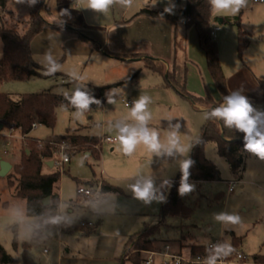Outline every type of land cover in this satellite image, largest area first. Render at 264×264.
<instances>
[{
	"label": "rangeland",
	"instance_id": "rangeland-1",
	"mask_svg": "<svg viewBox=\"0 0 264 264\" xmlns=\"http://www.w3.org/2000/svg\"><path fill=\"white\" fill-rule=\"evenodd\" d=\"M182 1L185 0L180 2L155 0V3L154 0H133L130 7L117 2L107 12L102 13L88 9L84 0H52L55 8L57 7L60 12V18L62 15L65 20H71L78 26L85 25V13L91 20L107 24L121 20L124 15L125 18L130 19L137 14L143 2L150 3L152 7L161 6L178 11ZM20 3L23 5L14 4L20 9L15 12L10 9L3 10L0 7V26L8 25L13 21L22 33L26 30L32 10L30 6L33 3L30 0H22ZM28 3L30 6H27ZM64 10L67 11L64 12ZM44 12L50 21L51 12ZM224 14L228 13L219 15ZM216 25H220L216 35L217 40L224 31L225 36L228 37V39L221 37V41L218 40L224 62L231 67L237 61L248 62L262 79L260 72H264V1L247 0L240 26L238 24L222 25L218 21L214 23V26ZM104 26L90 24L97 34L105 30ZM240 28L246 30L251 38L243 58L239 54ZM64 29H66L65 33H68L69 29ZM75 34L80 37L77 31ZM233 41L235 44L232 47ZM86 44L90 48L94 47L92 42H86ZM65 46L66 44L62 47L61 54L55 55L56 57L52 60L54 62L61 60L58 68L65 76L61 73L56 76H59V79L64 78L69 83H63L60 80L57 82L55 80L57 77L40 76L26 80L3 81L0 89L10 92L14 98L25 92L42 91L48 88L60 93H71L77 90V81L80 80V87L89 93H95L101 85H109V96L118 99L126 98L135 101L141 95L149 96L151 103L147 110L151 113V119L147 122V127L158 132V139L163 147L159 153H155L141 143L130 154H125L117 138L114 143L103 140L98 153L87 154L86 151H80L71 157L70 162L61 166H57L56 163L50 166L46 163L45 172L51 173L58 170L62 172L59 182L60 227L47 228L37 239L34 238V230L41 216L28 212L26 199L15 195L8 176L0 174V242L12 255V261L2 264H79L75 254L80 256L115 254L114 256L121 258L127 237L142 229L147 222L151 223L153 218H158V212L161 209L160 193L164 191L168 180L173 181L178 177L181 162L190 159L193 142L203 133L206 112L199 107V103L195 104L174 86L167 85L163 75L145 65V59L141 57L125 59L124 56L118 55L120 52H116V55L110 53L111 55L108 54V56L74 54L70 51L71 47L68 49ZM44 64L51 63L47 61ZM131 107L117 101L108 103L105 109L81 110L83 114L77 117L74 115L77 109L61 105L58 107L56 126L50 128L39 125L34 129L33 134L45 138L52 133L65 134L69 129H74L118 137L120 127L135 123L129 115ZM91 115L93 117H90ZM177 123L181 125L178 129L175 127ZM171 132L177 133L182 151L172 149L169 154L167 149ZM6 138L3 134L1 135L0 155L7 154L6 148H9V153L11 151L12 146L5 145ZM11 141L13 148L16 147L18 150L22 144L20 141L29 143L28 138L23 139L18 135L11 137ZM205 151L206 155L221 169L223 180L206 181L201 185L197 181L188 180V183L193 185L192 190L188 192V201L195 206L196 223L191 224L189 218L185 219L184 230L180 231L186 232L189 236L197 234L196 241L209 243L217 238L222 239V231L234 230L242 237V241L238 246H233L231 234L227 233L225 238L228 245L235 250L234 252L241 250L250 258L259 261V257L261 259L264 257V158L253 153L249 154V151L243 149V153L248 154L246 168L244 177L237 179L231 171L229 161L218 153L214 142H209ZM9 157L13 158L11 155ZM13 160L16 159L13 158ZM104 179L120 188L124 192L121 194L123 198L118 196V192L112 191L100 194L97 200H87L79 193V185ZM148 179L151 180L154 191L153 198L145 203L134 196L132 186L137 183L143 184ZM229 180L234 181L232 191L229 190ZM6 201L9 204H5ZM147 208L153 212L159 210L155 213H146L143 209ZM220 214L238 215L240 222L230 224L218 221L215 217ZM100 218L101 223L95 231L77 226L81 219L93 221L97 225ZM183 218L170 216L169 220L176 223ZM64 225H75L77 228L73 232L66 230L63 233ZM70 236L75 246L73 251L67 252ZM172 244L177 249L184 247H181L180 241L172 242ZM60 250H62L61 253ZM134 251L132 250V253ZM144 253L148 255L147 252L144 251ZM257 254L260 256H256ZM224 260H230V258ZM126 263L133 264L130 260ZM217 264L220 263L217 262Z\"/></svg>",
	"mask_w": 264,
	"mask_h": 264
},
{
	"label": "trees",
	"instance_id": "trees-1",
	"mask_svg": "<svg viewBox=\"0 0 264 264\" xmlns=\"http://www.w3.org/2000/svg\"><path fill=\"white\" fill-rule=\"evenodd\" d=\"M11 0H0V7L5 10ZM16 1V0H12ZM180 2V0H177ZM166 8L150 9L144 8L142 13H147L156 17H164L172 20L176 26L175 31V56L172 67L167 68L166 64L156 56L149 53H118L128 59L143 57L145 65L166 79L169 86H174L181 94L191 98L196 103H206L212 105V109L219 107L220 104L213 98L212 94L197 95L191 92L187 86L188 79V52H187V32L192 26H197L200 33V40L206 49L208 62L218 86L222 90L224 97L231 93L227 84L217 39L212 35V20L215 18L220 24H238L241 25L244 7L235 15L214 16L211 12V5L208 0H185L179 11H165ZM44 11L51 12L49 0H36L31 10L28 20V27L22 33L15 25L0 26V46L2 52L0 55V84L8 80H26L34 77H52L59 73L61 60L55 61L58 66L57 71L49 73L52 64L45 65L39 62L32 49L33 38L42 31V29L52 24ZM221 19L222 21H219ZM60 24H53L56 27H66L69 30L77 31L82 40L92 42L96 49L107 53H114L104 45L94 29L85 21L84 26H78L71 20H65L62 15ZM76 24V25H75ZM251 38L246 30H239V54L243 58L244 51L249 46ZM65 75V74H64ZM264 86V79L261 80ZM109 85H101L94 93L95 96L103 101L109 98ZM71 93H60L51 88L36 91L25 92L14 98L11 93L0 89V138L4 129L15 125L20 132L24 133L29 139V143L22 144L18 150L15 147L14 152H18L17 160L14 161L13 169L8 173L10 186L14 194L25 198L27 208L30 214H38L41 220L34 230V238L44 234L49 227H60V178L61 170L47 173L44 171V165L52 160L59 151L63 142L73 146L67 150L72 157L80 151L90 150L92 153H98L103 136L92 133H82L78 130L69 129L65 134L52 133L48 137L40 138L32 134L33 124L46 125L54 128L57 124L58 107L61 105L77 109L71 104ZM89 97V96H88ZM90 98V97H89ZM264 101V93L260 96ZM212 109L207 110V113ZM3 128L1 129V124ZM209 142H214L220 155L227 158L230 163L231 171L235 177L242 178L246 167V154L244 149V133L233 128L223 126L222 120L208 119L204 126L202 136L193 142L191 160L193 164L189 168L188 180H195L201 185L206 181L223 180L219 166L210 159L205 152V147ZM100 144L99 147L96 145ZM13 151V149H12ZM181 171L174 181L167 199L163 202L158 214L157 223L147 222L142 229L132 233L126 241L122 260H130L133 264H148L147 256L143 250L163 249L166 243L180 241L182 245L189 246L192 255H201L208 258L215 255V249L219 246L228 245L225 236L217 245L211 243L198 242L195 239L197 234H192L188 238L184 230L185 219L196 223L194 219L195 206L188 201V193L181 195L179 193ZM94 188L101 186L102 192H120V188L111 184L107 180H94L88 183ZM50 197V203L45 204V199ZM5 204H9L6 201ZM170 216L182 218L180 222H172ZM182 216V217H181ZM191 217V218H190ZM176 220V218H175ZM97 225L92 226L91 231H95ZM17 229V226H15ZM64 230H75L76 226H63ZM231 234L233 246H238L242 237L237 235L234 230H227L226 234ZM190 234V232L188 233ZM222 242V244H221ZM237 248V247H235ZM132 250H135L132 253ZM233 249L228 256L220 255V258H235ZM256 256H260L257 254ZM256 259L257 264L264 263V257ZM12 261V255L8 253L0 242V264ZM159 264V263H152Z\"/></svg>",
	"mask_w": 264,
	"mask_h": 264
},
{
	"label": "crops",
	"instance_id": "crops-1",
	"mask_svg": "<svg viewBox=\"0 0 264 264\" xmlns=\"http://www.w3.org/2000/svg\"><path fill=\"white\" fill-rule=\"evenodd\" d=\"M18 1L17 3H15ZM16 1H10L7 9H10V11L15 12L16 10H20L18 7H15L14 4H19L20 6L23 5L19 2V0ZM181 1V0H180ZM13 4V5H12ZM183 4V1L181 2V5ZM35 3L30 6L28 3L27 6H30V9L34 7ZM49 5H50V22L52 24L46 25L41 32H39L32 40V49L34 52V55L36 59L41 62V63H47V59L45 58V54L48 53L51 55L52 59H54L57 55L59 56L62 52V47H64V44H66L65 47L70 49V51L74 54H84V55H95V54H104L105 56H108V54L103 50L96 49L95 47L90 48L88 44H86L87 41L82 40L80 37H77L75 32H71V30L68 31V33H65L66 27H63L60 29V27H56L53 24H60V12L58 8H55V4L53 5L52 0H49ZM18 6V5H17ZM138 8V11L136 12L137 14L132 16L130 19L122 17L121 20H117L115 22L111 23H100L93 21L89 18V16L86 14L85 17V22L90 26H98L102 27L104 26L105 30H102L99 32L98 36L100 37L102 43L107 46V49H109L112 52H120V53H149L151 55L156 56L158 59H160L162 62H164L167 66L168 69L172 67L173 61H174V56H175V31H176V26L174 22L168 18L164 17H156L150 14L142 13L141 10L144 8H150V9H160V8H167V7H152L150 3L143 2L140 4ZM181 7V6H180ZM180 9V8H179ZM174 11V10H173ZM179 11V10H178ZM177 12V11H176ZM31 13V12H30ZM228 15V14H224ZM224 15H219L215 14L214 16H224ZM85 16V15H84ZM217 20L214 18L212 20V27L214 26V23ZM219 21H222L219 19ZM9 26L16 25L14 22H10L8 24ZM222 25H227V24H222ZM110 28V29H109ZM64 30V31H62ZM221 37L228 39L227 36H225V31L223 34L220 36L218 39L221 41ZM217 39V37H216ZM217 40V41H218ZM187 52H188V79H187V86L188 89L197 94V95H207V94H212L213 98L221 104L224 99V94L220 87L218 86L216 80L213 77L209 62H208V56L205 47L201 43L200 40V33L199 29L197 26H192L188 29L187 32ZM251 42V41H250ZM219 44V42H218ZM235 42H232V47L234 46ZM2 48V47H1ZM219 50H220V45H219ZM111 55V54H110ZM221 57V53H220ZM127 59V58H125ZM123 59V60H125ZM141 59H144L141 57ZM222 65L225 71V74L227 76V84L228 88L230 89L231 92L233 91H239L241 95L245 96L248 98L249 102L251 103L252 107L254 108V112L252 115H255L256 113H264V101L260 99V96L264 93V86L261 84V80L264 79V72H260L261 75L263 76L262 79L258 77L259 75L256 73L252 65L248 62H240L237 61L234 63L233 67L231 65L226 64L223 60V57L221 58ZM229 67V68H228ZM67 75V74H66ZM65 76V75H63ZM56 78L55 80L59 82V80L63 83H69V81L65 80L64 78L59 79V76H52ZM234 78V80H233ZM259 79V81H258ZM80 80L77 81V89L81 92H84L87 96L90 97V100H95L99 101V103H90L88 110L92 111L94 108H100V109H105L108 106V100L103 101L97 96L94 95V93H89L83 88L80 87L79 85ZM80 87V88H79ZM10 93V92H9ZM111 98H115L114 102H121V99H118L114 96H110ZM187 97V96H186ZM189 98V97H187ZM123 99V98H122ZM192 100L191 98H189ZM193 101V100H192ZM104 103V105L102 103ZM195 104V101H193ZM122 103V102H121ZM124 104V103H123ZM127 106V105H126ZM199 107L207 113V110L212 109V105H208L206 103H201L199 102ZM90 117H93L92 115ZM208 119L206 120V122ZM205 122V124H206ZM204 124V126H205ZM39 126V125H38ZM37 126V127H38ZM204 126H203V132H204ZM35 127V128H37ZM9 127L3 130L2 134L3 136L7 137L5 133L7 132ZM33 128V131L34 129ZM32 131V134H33ZM80 132L82 133H90V132H85L81 130ZM94 134V133H92ZM203 134V133H202ZM201 134V136H202ZM34 135V134H33ZM99 135V134H98ZM108 135V134H104ZM36 136V135H34ZM103 136V135H100ZM111 136V135H109ZM200 136V137H201ZM198 137V138H200ZM197 138V139H198ZM6 144L8 145V137L6 138ZM196 140V139H195ZM109 141V140H107ZM111 142V141H109ZM116 142V141H114ZM112 142V143H114ZM102 147V142L100 143ZM12 148L10 149V153L6 152V155H0L3 156L4 158L10 160L14 166V159L17 160V154L18 152L16 151L15 148H13L12 141L11 144ZM208 145V144H207ZM206 145V146H207ZM15 147V146H14ZM100 147V149H101ZM206 148V147H205ZM13 149V151H12ZM193 149V148H192ZM206 152V151H205ZM87 154H94L90 150H86ZM251 152H249L250 154ZM192 154V152H191ZM13 156V158L9 156ZM248 154L246 155L247 158ZM54 157H60L59 153H56ZM55 159V158H53ZM52 159V161H54ZM191 159V157H190ZM51 161V160H49ZM50 165V163L48 162ZM217 164V163H216ZM54 165V164H53ZM50 165V166H53ZM246 168V167H245ZM13 169V167H12ZM11 169V170H12ZM10 170V171H11ZM221 170V169H220ZM9 171V172H10ZM222 173V172H221ZM8 175V174H7ZM244 177V171H243V176ZM238 178L237 179H242ZM177 179V178H176ZM175 179V180H176ZM168 180L164 191L160 193L161 195V201L160 204L162 206L163 202L167 199L169 196V193L171 191L172 185L174 181ZM191 180V179H190ZM195 181V180H193ZM232 180H229V185ZM89 185V184H85ZM80 186V185H79ZM91 186V185H90ZM93 187V186H92ZM230 190V189H229ZM231 191V190H230ZM103 193H109V192H102ZM120 193V194H119ZM81 194V193H80ZM120 198H123L121 194H124L123 191L120 190V192L117 193ZM83 195V194H81ZM86 199L90 200H97V198H92L85 196ZM73 202V201H72ZM146 211V213H155L156 211H149V209H143V211ZM61 212V209H60ZM160 212V211H159ZM158 212V213H159ZM82 221H86L84 219H81L79 224L77 225L78 227L82 228H88L90 229L92 226H96V223L93 221H87V222H92L93 224L90 226H84L82 225ZM159 221V218H153L151 223H157ZM101 223V218L100 221L97 224V227ZM65 226V225H64ZM75 226V225H73ZM77 228V227H76ZM63 229V233H64ZM69 231V230H67ZM73 232L74 230H70ZM139 231V230H138ZM226 231H222V238L226 235ZM137 232V231H135ZM134 233V232H133ZM131 235V234H130ZM129 236L127 237V239ZM188 238H191L189 236ZM126 239V241H127ZM216 240H221V239H216ZM216 240H213L212 242H215ZM68 249L67 252L73 251V240L72 237L70 236L68 239ZM125 241V244H126ZM167 244V243H166ZM172 250L176 252H181L183 254L190 255V249L189 246H184L181 244V247L184 246L183 248H176L172 243ZM62 250H60L61 253ZM124 254V252H123ZM84 255V254H81ZM115 254H111L110 256H80L75 254V257L79 260V264H127L126 261L128 260H122V258L118 256H114Z\"/></svg>",
	"mask_w": 264,
	"mask_h": 264
},
{
	"label": "clouds",
	"instance_id": "clouds-1",
	"mask_svg": "<svg viewBox=\"0 0 264 264\" xmlns=\"http://www.w3.org/2000/svg\"><path fill=\"white\" fill-rule=\"evenodd\" d=\"M22 2V0H19ZM31 3H36V0H30ZM86 7L96 12H107L114 3H120L125 7H130L133 0H84ZM211 5V12L215 14L228 13L235 15L240 9L245 7L247 0H208ZM155 3V0H154ZM67 10H64L66 12ZM165 11H170L165 9ZM45 58L52 64L49 68V73L57 71V65L52 60L50 54L46 53ZM99 103V101L90 100V98L78 89L71 96V104L77 108V117L82 115L81 110H87L90 103ZM108 103H114L109 96ZM151 103V98L146 95H141L139 99L133 101V105L129 110L130 118L135 121L134 124H124L119 128L118 140L125 154H130L135 150L138 144L145 145L149 151L159 153L161 145L158 139V132L155 129H149L147 122L151 119V113L147 108ZM254 108L248 98L241 95L239 91H233L226 95L219 107H215L210 112L205 114V119L222 120L223 126L226 128H235L239 132L244 133V149L264 158V113L254 112ZM181 125L177 123V129ZM172 149L182 151L179 146L177 133H169L168 152L171 154ZM193 164L191 159L183 160L180 164L181 179L179 193L184 195L192 190L193 185L188 183L189 168ZM134 196L143 200L145 203L150 202L153 198V185L150 179L145 180L143 184L137 183L132 186ZM218 221L230 224L240 222L238 215L220 214L215 217ZM230 245L219 246L215 249V255L208 257L206 264H217V257L220 255L228 256L232 251Z\"/></svg>",
	"mask_w": 264,
	"mask_h": 264
},
{
	"label": "built area",
	"instance_id": "built-area-1",
	"mask_svg": "<svg viewBox=\"0 0 264 264\" xmlns=\"http://www.w3.org/2000/svg\"><path fill=\"white\" fill-rule=\"evenodd\" d=\"M254 2H263L264 0H253ZM220 25H216L212 27L211 33L212 35L216 38L217 31ZM113 101H115V98H111ZM121 102L124 103L127 106H132L133 101L123 98L121 99ZM102 103V102H101ZM104 105V103H102ZM39 124L34 123L33 128L37 127ZM5 135L9 138L8 139V145L11 144V137L15 136H20V138L26 139L27 136L20 132L19 129L15 125L9 126L7 132ZM103 140H109L111 142L117 141L116 136H109V135H104L102 138ZM61 148L57 153H59L60 158L59 159H54V163H56L57 166H61L64 163L70 162L71 161V156L67 153V150L70 148H73V146L67 144L66 142H63L61 144ZM97 147L100 146V144L96 145ZM9 148L5 149V152L8 153ZM234 181L230 182L229 189L232 191L234 189L233 185ZM79 193L88 196V197H94L97 198L101 193V186H98L96 188L90 186V185H80L78 188ZM92 222H87V221H82V225L84 226H90L92 225ZM220 243V240H216L215 242L211 243L212 245H217ZM148 253L147 260L146 262L148 264L152 263H159V264H206V261L208 258H205L201 255L194 256L192 254L187 255L183 254L181 252H176L172 250V245L170 243H167L164 245L163 249L159 250H143ZM223 259V258H220ZM217 259L220 264H257L256 259L250 258V256L243 252V251H237L235 253V258L230 259V260H220Z\"/></svg>",
	"mask_w": 264,
	"mask_h": 264
},
{
	"label": "water",
	"instance_id": "water-1",
	"mask_svg": "<svg viewBox=\"0 0 264 264\" xmlns=\"http://www.w3.org/2000/svg\"><path fill=\"white\" fill-rule=\"evenodd\" d=\"M3 123L1 124V129L3 128ZM50 163V165L54 164V161H48ZM13 164L10 160L4 158L3 156H0V174L1 175H7L9 173V171L12 169ZM50 203V197H47L45 199V204H49Z\"/></svg>",
	"mask_w": 264,
	"mask_h": 264
}]
</instances>
